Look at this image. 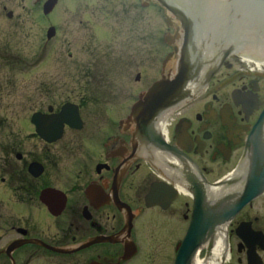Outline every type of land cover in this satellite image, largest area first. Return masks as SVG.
<instances>
[{
	"label": "flooded vegetation",
	"instance_id": "obj_1",
	"mask_svg": "<svg viewBox=\"0 0 264 264\" xmlns=\"http://www.w3.org/2000/svg\"><path fill=\"white\" fill-rule=\"evenodd\" d=\"M149 10L152 15H147ZM193 12L184 0H128V6L108 12L116 22L123 17L132 23L148 21L150 16L160 23L157 32L166 54L174 57L170 75L187 46L192 81L185 99L162 118H171L165 139L169 149L142 142L130 118L137 98L118 100L117 88L94 86L97 72L82 62L99 56L110 61L123 41L112 38L101 45L84 40L81 19L75 30L82 39L80 48L74 50L69 41L62 46L64 87H37L36 96L45 102L33 112L52 117L51 125L39 124L38 131L29 120V129L17 125L16 133L4 139L7 125L5 118L0 120V213L5 208L6 215L0 224V264H132L145 257L144 235L154 239L153 245L170 237L174 264L191 218V189L196 186L209 200L227 194L216 186L238 163L264 108V45L255 52L229 53L225 32L221 39L218 33H206ZM128 42L125 53L132 51L133 40ZM139 54L145 56L144 51ZM126 61L130 68L132 54ZM117 74L120 68L109 80L114 85ZM66 104L72 117L62 122L61 136L52 141L58 133L51 128L54 119ZM116 106L121 110L117 118L111 113ZM157 122L154 135L161 134ZM167 161L178 163L179 173ZM213 236L212 247L200 249L192 264H264V192L215 227ZM18 239L24 243L12 251L11 259L6 248Z\"/></svg>",
	"mask_w": 264,
	"mask_h": 264
},
{
	"label": "rangeland",
	"instance_id": "obj_2",
	"mask_svg": "<svg viewBox=\"0 0 264 264\" xmlns=\"http://www.w3.org/2000/svg\"><path fill=\"white\" fill-rule=\"evenodd\" d=\"M46 1L48 0H0V120L5 118L7 125L2 130L4 139L9 133H16L17 125L30 128L31 113L45 102L44 97L36 96L37 87L63 86L61 73L64 72V62L61 50L62 46H66V41L73 44L74 50L80 48L82 39L79 32L75 31L78 19L83 21L79 28L84 30V40L100 41L101 45L112 38L123 41L121 51L117 50L110 61L95 63L91 59L82 62L91 73L97 69V75L92 76V80L97 82L94 86H113L117 88L118 100L125 99L129 102L135 100L139 91L159 77L161 62L167 49L160 42V34L157 32L160 23L155 18L152 21L148 16V21L132 23L128 20L126 22L123 17L116 22L108 13L109 10L119 9L126 3L128 6V0H58L55 9L45 16L42 6ZM225 2L210 6L213 11L212 24L216 23L218 29L226 28L227 32L230 30L232 37L248 41L264 40V29H259V21L252 17L250 11L230 10V7L226 8ZM133 6L136 7L134 4ZM248 6L256 9L254 5ZM9 11L12 13L10 18L7 17ZM77 13L81 15L79 18ZM147 15H152L151 10ZM144 24L147 25L146 28ZM50 25L56 28V35L47 41L45 33ZM129 26H132L131 33ZM130 39L133 40L132 51L125 53V42L130 45ZM140 50L144 51L145 56H139ZM129 54H132V63L127 68ZM16 55L21 56V63L11 64L17 59ZM115 68H120V75H115L114 85V81L109 80L114 76ZM72 74L78 75L74 71ZM137 75L139 79H135ZM102 76L109 78L103 82L104 86L100 82ZM32 106L35 107L30 108ZM120 112L117 106L111 111L115 118L121 115ZM0 138L2 139V132ZM9 141L11 140L7 142ZM4 209L0 213V224H5ZM169 238L164 237L155 242L154 245L159 244L154 248V239L144 235L141 249L145 252V257H139L132 264H172V252L169 248L172 241Z\"/></svg>",
	"mask_w": 264,
	"mask_h": 264
},
{
	"label": "water",
	"instance_id": "obj_3",
	"mask_svg": "<svg viewBox=\"0 0 264 264\" xmlns=\"http://www.w3.org/2000/svg\"><path fill=\"white\" fill-rule=\"evenodd\" d=\"M55 3L56 0H48L44 6V12L48 13ZM248 5L256 6L259 11L249 8ZM225 6L226 8L230 7V10L250 11L252 17L259 21V29H264V0H227ZM53 32L54 29L51 28L48 32V38ZM188 72L189 68L183 69L181 67L175 82L166 84L162 80L155 83L144 100L138 102L140 108L136 109H140L142 113H147L140 124V132L148 142L155 143L157 146L162 144L160 139L156 142L154 136L150 135L149 125L158 113L177 103L182 86L190 78L189 73L191 71ZM36 116L34 115L32 120ZM229 178L225 183L230 193L218 201L217 204L219 205L213 204L207 206L208 208L205 207L204 204L207 205L205 196L196 186L191 189L194 197L192 218L179 247L175 264H192V258L203 243L208 247L212 246L215 227L218 224L221 225L222 221L227 222L238 210L264 191V112L249 135L235 176ZM245 180L246 182L242 186L241 184ZM241 187L242 190H240Z\"/></svg>",
	"mask_w": 264,
	"mask_h": 264
},
{
	"label": "bare ground",
	"instance_id": "obj_4",
	"mask_svg": "<svg viewBox=\"0 0 264 264\" xmlns=\"http://www.w3.org/2000/svg\"><path fill=\"white\" fill-rule=\"evenodd\" d=\"M228 35H230V30H229V32H228ZM203 51L205 50V49H202ZM201 64H202V61H200L199 62V66H198V68H200V66H201ZM142 142H144V144L146 145L147 143H146V141H145V139L143 138L142 139ZM143 144V143H142ZM148 145V144H147ZM261 145H263V144H261ZM173 163V162H172ZM171 162L169 163L168 161H167V166H169V168L171 169V170H173V171H176L177 173H179V171H178V167H179V164L178 163H173L172 164ZM199 178L197 177V179L196 180H198ZM197 182V181H196ZM245 182H246V180L244 181V184H245ZM222 189H225V187L224 188H218L217 190L218 191H221ZM241 190H242V188H241ZM212 192H214V191H212ZM227 193H230V192H227ZM203 195H205L204 193H203ZM222 195V194H221ZM208 200L209 199H207V205L206 204H204L205 205V207H207V206H209V205H212V204H215V205H219V204H217L218 203V201H219V199L218 200H209V202H208ZM208 208V207H207ZM201 213V212H200ZM222 223L223 224H225L226 222H223L222 221ZM217 226H219V224L217 225ZM216 226V227H217ZM221 242V238H218L217 239V245L214 247V249H213V253L216 255L217 254V252H218V250H217V248H218V244ZM204 244V243H203ZM213 244V243H212ZM212 247V246H211Z\"/></svg>",
	"mask_w": 264,
	"mask_h": 264
}]
</instances>
